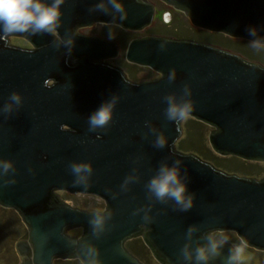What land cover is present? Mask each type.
I'll return each mask as SVG.
<instances>
[{"label": "water", "instance_id": "obj_1", "mask_svg": "<svg viewBox=\"0 0 264 264\" xmlns=\"http://www.w3.org/2000/svg\"><path fill=\"white\" fill-rule=\"evenodd\" d=\"M160 1L197 29L264 46V0ZM57 11L58 38L0 26V207L27 230L15 244L18 264H142L125 248L136 238L159 264H237L236 248L213 233H233L264 252V176L227 174L174 148L189 117L213 128L215 155L264 163V67L204 43L145 37L129 43L126 61L160 77L130 83L101 63L116 56L114 43L74 29L104 23L140 31L153 21L150 3L60 0ZM10 34H23L33 50L7 47ZM168 98L191 105L184 118H168ZM109 104L110 119L93 127L90 117ZM162 166L178 170L190 207L149 188ZM55 192L96 197L104 209L72 208ZM74 229L78 237L67 234ZM198 248L205 260L196 259Z\"/></svg>", "mask_w": 264, "mask_h": 264}, {"label": "rangeland", "instance_id": "obj_2", "mask_svg": "<svg viewBox=\"0 0 264 264\" xmlns=\"http://www.w3.org/2000/svg\"><path fill=\"white\" fill-rule=\"evenodd\" d=\"M157 11L169 10L160 0H147ZM183 23L175 26L167 23H162L160 20H155L141 32H124L129 37H138L143 35L161 36L168 35L167 38L173 37L175 33L178 36H184L190 41L205 43L212 45L218 49L233 53L244 60L256 63L264 67V46L255 45L243 39H232L220 33H210L193 27L184 17L176 16ZM182 26V27H181ZM103 25H95L92 28L79 30L83 35H90L93 33H101ZM171 28V29H170ZM110 34H116L118 29L111 26L107 29ZM175 33H174V32ZM16 45H22L23 41L20 38H14ZM23 46V45H22ZM124 60V58L120 59ZM109 63H115L109 62ZM117 64V63H115ZM119 65V64H117ZM120 67V66H119ZM134 78L126 77L133 82H140L156 77V74L147 68H130ZM195 120L185 117L181 122L182 134L176 142L175 151L182 154H193L200 160L210 163L214 168L223 171L227 174L237 175L239 177L260 179L264 176V163H255L242 161L235 157H220L215 155L208 144L207 137L213 128L200 123L197 125ZM189 126V138L187 137ZM198 126V128H197ZM198 129V131H197ZM188 138V140H186ZM216 161H215V160ZM225 159V160H220ZM57 196L61 201L72 208L82 211H103L104 203L100 199L88 195H70L65 192H57ZM80 229L70 230L67 234L69 236H79ZM214 238L232 244L236 249L241 248L242 251L238 254L237 264H264V252L249 249L241 244L240 240L233 233H213ZM27 239V230L22 224L19 216L13 211L3 209L0 207V264H18L20 258L16 254L15 244L19 241ZM125 248L142 264H159L152 257L150 251L144 246L141 238L132 239L125 243ZM56 261L53 262V264ZM64 262V261H61ZM80 264V263H79Z\"/></svg>", "mask_w": 264, "mask_h": 264}, {"label": "clouds", "instance_id": "obj_3", "mask_svg": "<svg viewBox=\"0 0 264 264\" xmlns=\"http://www.w3.org/2000/svg\"><path fill=\"white\" fill-rule=\"evenodd\" d=\"M60 0H55L52 6H45L41 0H0V26L6 33L22 32L29 26L33 31L46 30L51 31L52 24L58 16L57 5ZM119 9V5H114ZM13 100L18 101L19 97L13 94ZM169 100V107L167 115L169 119L176 117L184 118L191 109V105L186 103L183 106H176ZM111 115V104L102 107L93 116L90 117V124L95 127L105 124ZM163 139H158L157 144L162 146ZM7 167V165H5ZM74 172L80 171V166H73ZM149 188L154 192L157 198H164L165 196L174 198L178 203L183 204L184 208L191 206V197L185 198V185L178 177V170L173 168L161 167L160 175L150 181ZM213 250L216 245L211 244ZM196 259L198 261L205 260V249L198 248ZM241 248L236 249L239 254Z\"/></svg>", "mask_w": 264, "mask_h": 264}, {"label": "flooded vegetation", "instance_id": "obj_4", "mask_svg": "<svg viewBox=\"0 0 264 264\" xmlns=\"http://www.w3.org/2000/svg\"><path fill=\"white\" fill-rule=\"evenodd\" d=\"M163 4L169 10H167V11H160L159 12L153 6V8L155 10V14H154V17H153V21L155 20V18L158 17L157 20H160L162 23H164V22L167 23V26L169 25V23H171V21H173L170 24V26H168V27H171V25H175V26H178L179 27L183 23L176 16L184 17L186 20H188L187 17L182 12L173 9L171 6L165 4L164 2H163ZM98 24L104 26L103 29L100 28L101 33L98 32V33H93V34H90V35H83L82 33L79 32V30L86 29V28H89L90 29L93 26L98 25ZM111 26H115L118 29V32L116 34H110L107 31V29L109 27H111ZM144 29H142L140 31H130V30L123 29V28H121V27H119L117 25H113V24L94 23V24H92L89 27H76L74 29V34L77 35V36H82V37H95V38H99L101 40H105V41H109V42L114 43L115 46H116V56L113 57V58H109V59L103 60L101 63H103V64H105L107 66H110L112 68H115L118 71H120V73L122 74L123 78L126 81H128L130 83L138 84V83H141V82H147V81L156 80V79H158L160 77V74H157L156 72L153 71L156 74V77L155 78H152V79H149V80L140 81V82H133V81L129 80L126 77V75L129 76L130 78H134V75H133V73H131L130 68H134V67L135 68H139V67H141V66H138V65H135V64H132V63H129V62L126 61L125 54H126V50H127V47L129 45V43L132 40L142 39V38H145V37H165V38H167V36H168V35L150 36V35H144V33H143V35H141V36L132 37L131 38V37L127 36L126 34H123L124 32H141ZM48 32H49V35L50 36H52L54 38H58L57 33L54 30H51V31H48ZM14 38H20L23 41V43H22L23 46L22 45H16L15 43L12 44L11 41H14L13 40ZM170 39L190 41V39L187 38V37L178 36V33H175V35L173 37H170ZM4 41H5V44H6L7 47H12V48H16V49L25 50V51H32L33 50L32 44L26 39V37L23 34H20V35L19 34H10V35H7V36L4 37ZM212 47H214V46H212ZM121 58L122 59L124 58V60H120ZM110 61L111 62L115 61V63H117L119 65H117L115 63H109ZM74 64H75V60L73 58L68 57V59H67V69L73 68L74 67ZM141 68H145V67H141ZM147 69H149V68H147ZM54 83H55V78H51V79H49L46 82V86H52ZM56 193L57 192H55V194Z\"/></svg>", "mask_w": 264, "mask_h": 264}, {"label": "trees", "instance_id": "obj_5", "mask_svg": "<svg viewBox=\"0 0 264 264\" xmlns=\"http://www.w3.org/2000/svg\"><path fill=\"white\" fill-rule=\"evenodd\" d=\"M197 125H200V123H198V122H195ZM197 128H198V126H197ZM186 129L188 130V134H187V137L189 138V126L188 125H186ZM197 131H198V129H197ZM188 138H186V140H188ZM215 160V159H214ZM217 160V159H216ZM215 160V161H216ZM220 160H225V159H220ZM56 264H79V262L77 261V260H70V261H64V262H61V261H56L55 262Z\"/></svg>", "mask_w": 264, "mask_h": 264}]
</instances>
